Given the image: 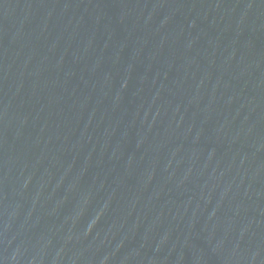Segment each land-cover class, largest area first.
I'll return each mask as SVG.
<instances>
[{
    "label": "water",
    "instance_id": "95a60500",
    "mask_svg": "<svg viewBox=\"0 0 264 264\" xmlns=\"http://www.w3.org/2000/svg\"><path fill=\"white\" fill-rule=\"evenodd\" d=\"M0 264H264V0H0Z\"/></svg>",
    "mask_w": 264,
    "mask_h": 264
}]
</instances>
